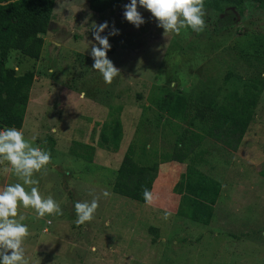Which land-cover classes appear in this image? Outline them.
<instances>
[{"label": "rangeland", "instance_id": "374dc122", "mask_svg": "<svg viewBox=\"0 0 264 264\" xmlns=\"http://www.w3.org/2000/svg\"><path fill=\"white\" fill-rule=\"evenodd\" d=\"M127 2L98 13L89 0H56L40 58L8 54L7 67L16 74L34 72L19 130L49 152L48 166L35 178L41 196H51L62 213L37 218L18 208L29 231L22 244L29 264H264V8L247 1L240 14L204 6L202 32L174 35L139 6L145 22L134 27L123 16ZM220 19L228 26L223 31L216 28ZM103 22L108 28L101 35L119 30L108 37L106 55L120 72L111 84L91 68L88 54L92 25ZM250 80L262 88L239 149L209 138L202 145L208 152L198 168L222 183L211 223L180 216L188 161L162 158L178 131L167 119L185 126L192 111L183 96L194 103L209 91L222 101ZM168 92L174 98L162 111L155 99ZM118 105L122 141L133 143L135 160L123 161L121 144L118 153L95 150L103 121ZM102 163L108 168L95 169ZM128 167L133 177H122ZM14 182L0 162V189ZM93 199V218L77 224L74 203Z\"/></svg>", "mask_w": 264, "mask_h": 264}, {"label": "trees", "instance_id": "16d2710c", "mask_svg": "<svg viewBox=\"0 0 264 264\" xmlns=\"http://www.w3.org/2000/svg\"><path fill=\"white\" fill-rule=\"evenodd\" d=\"M247 1L259 3L264 8V0H204V6L220 13L234 8L242 13ZM56 0H0V128L21 129L29 102L34 72L16 74L7 67V57L11 50H19L22 55L38 60L44 40L42 34L48 31ZM122 0H89L90 10L98 13L119 5ZM220 19L216 28L227 29ZM261 84L250 80L242 89H233L224 100L213 93L204 91L194 103L188 97L182 100L190 108L192 115H184L185 126L172 119L178 128L176 143L171 152L163 154L164 161L180 163L188 161L185 169L184 193L180 198L177 213L205 225L211 223L215 205L222 190L221 181L211 177L198 168L208 149L202 147L206 138L220 143L230 151H237L253 120L259 102ZM168 92L155 99L162 111H167L173 101ZM121 105L109 111L99 133L98 146L108 151H119L123 138ZM134 145L130 143L126 155L135 160ZM88 264V263H83Z\"/></svg>", "mask_w": 264, "mask_h": 264}, {"label": "clouds", "instance_id": "9594fccd", "mask_svg": "<svg viewBox=\"0 0 264 264\" xmlns=\"http://www.w3.org/2000/svg\"><path fill=\"white\" fill-rule=\"evenodd\" d=\"M138 6L151 14L164 33L179 35L186 28L200 33L204 29V0H128L124 4L123 16L136 28L145 22ZM92 28L95 43L91 44L88 53L93 61L91 68L105 84H111L120 72L106 55L111 47L108 37L118 35L119 30L113 27L107 35H101L108 28L107 22L93 24ZM50 159L49 152L30 143L21 130L0 128V162H6L18 181L0 189V264H29L22 247L29 231L27 224L23 223L25 216L18 214V208L31 209L37 218L62 214L58 202L51 196H41L35 178V174L48 166ZM143 197L149 203L151 192L145 189ZM73 208L76 223L82 224L93 218L97 202L95 199L75 202Z\"/></svg>", "mask_w": 264, "mask_h": 264}, {"label": "crops", "instance_id": "0c3cea01", "mask_svg": "<svg viewBox=\"0 0 264 264\" xmlns=\"http://www.w3.org/2000/svg\"><path fill=\"white\" fill-rule=\"evenodd\" d=\"M96 136H97V134H96ZM125 140L126 139H124V141H122V143H121V147H123V146H125V151H124V154H125V157L123 158V161H124V159L125 158H128L129 160H131L127 155H126V150H127V148H128V143L126 144L125 143ZM97 142H98V139H96V142H95V150H96V152L98 153V154H102V156H103V154H105L104 152L106 151V149H103V148H101V147H99L98 146V144H97ZM106 152H108V151H106ZM116 153H118V152H116ZM94 158V157H93ZM93 160V159H92ZM96 160V159H95ZM133 161V160H132ZM178 162V161H177ZM105 163H102V165H95L94 167H95V169H97L98 170V166H100L101 168H103V169H105V168H108V167H105V165H104ZM137 165H138V163H136ZM140 165V164H139ZM138 165V166H139ZM141 166V165H140ZM131 171H132V168H129L128 167V169L127 170H124V175H122V177H133V174L131 173ZM121 172V171H120Z\"/></svg>", "mask_w": 264, "mask_h": 264}]
</instances>
